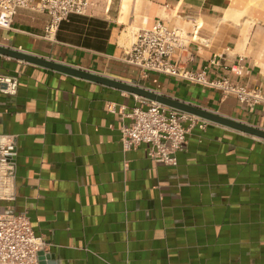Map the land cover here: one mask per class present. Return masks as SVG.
I'll use <instances>...</instances> for the list:
<instances>
[{"label":"crops","instance_id":"crops-1","mask_svg":"<svg viewBox=\"0 0 264 264\" xmlns=\"http://www.w3.org/2000/svg\"><path fill=\"white\" fill-rule=\"evenodd\" d=\"M35 2L39 0H34ZM90 0L44 37L48 15L21 9L0 45L134 83L264 129V102L241 101L124 60L141 28L185 38L171 60L264 94V0ZM17 77L0 94V136L12 171L0 209L26 211L54 264H264V139L208 121L189 128L169 165L120 127L140 96L0 54ZM149 101V100H147ZM188 126V122L184 124ZM4 183V184H3ZM48 264V261H45Z\"/></svg>","mask_w":264,"mask_h":264},{"label":"built area","instance_id":"built-area-1","mask_svg":"<svg viewBox=\"0 0 264 264\" xmlns=\"http://www.w3.org/2000/svg\"><path fill=\"white\" fill-rule=\"evenodd\" d=\"M90 5V0H0V27L8 26L21 9H39L48 15L44 37L50 39L62 20L71 14H87ZM184 40L178 28L169 29L155 22L151 27L137 31L124 60L144 74L154 71L178 76L205 87L218 88L224 94H234L241 101L264 102V94L234 84L227 76L207 79L205 70L191 71L183 68L179 60L172 61V52L182 46ZM17 81L16 76L0 72V94L14 95ZM145 102L146 106H133L127 114L130 121L120 127L123 149L146 144L151 158L175 165L176 153L187 143L189 128L196 124L204 128L208 121L155 101ZM186 122L188 126L184 125ZM14 154L13 142L0 136V170L4 169L0 177L5 179L11 175L7 173L12 171ZM45 245L42 237L34 232L26 211L17 212L10 206L0 209V264H40L39 252Z\"/></svg>","mask_w":264,"mask_h":264},{"label":"water","instance_id":"water-1","mask_svg":"<svg viewBox=\"0 0 264 264\" xmlns=\"http://www.w3.org/2000/svg\"><path fill=\"white\" fill-rule=\"evenodd\" d=\"M0 54L7 56L9 58L22 60V61H25L31 64H35V65H38L44 68L52 69V70L67 74V75L90 80V81L101 83V84H104L109 87H113V88H116L122 91L133 93L149 101H155L163 105H166L168 107H172V108L187 112L189 114L195 115L207 121L222 124L227 127H230V128H233V129H236V130H239V131L248 133L250 135L264 139V129L263 128H260V127H257L251 124H247L245 122H241V121H238L232 118H228L226 116H222L220 114H217L201 106L194 105L189 102H185L183 100H180L178 98L172 97L167 94H163L160 92H156L154 90H150L148 88L139 86L134 83L123 82L120 80H116L114 78L101 76L99 74L89 72L82 68L68 66L60 62L49 60L41 56L28 54L26 52H22L20 50H16V49H13L7 46L0 45ZM40 258H41L40 264H46L45 261H48V264H54L53 263L54 258L52 254H47L46 256L40 257Z\"/></svg>","mask_w":264,"mask_h":264},{"label":"rangeland","instance_id":"rangeland-1","mask_svg":"<svg viewBox=\"0 0 264 264\" xmlns=\"http://www.w3.org/2000/svg\"><path fill=\"white\" fill-rule=\"evenodd\" d=\"M251 4L256 5V4H257V1L252 0V1H251Z\"/></svg>","mask_w":264,"mask_h":264},{"label":"bare ground","instance_id":"bare-ground-1","mask_svg":"<svg viewBox=\"0 0 264 264\" xmlns=\"http://www.w3.org/2000/svg\"><path fill=\"white\" fill-rule=\"evenodd\" d=\"M3 142H4V141H3ZM3 171H4V169L1 168V170H0V174H3ZM1 177H3V176H1Z\"/></svg>","mask_w":264,"mask_h":264}]
</instances>
